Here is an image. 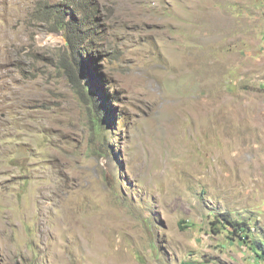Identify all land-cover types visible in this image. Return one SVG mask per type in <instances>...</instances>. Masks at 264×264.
<instances>
[{"label": "rangeland", "instance_id": "obj_1", "mask_svg": "<svg viewBox=\"0 0 264 264\" xmlns=\"http://www.w3.org/2000/svg\"><path fill=\"white\" fill-rule=\"evenodd\" d=\"M65 1L0 0V264H264V0H71L102 111Z\"/></svg>", "mask_w": 264, "mask_h": 264}, {"label": "trees", "instance_id": "obj_2", "mask_svg": "<svg viewBox=\"0 0 264 264\" xmlns=\"http://www.w3.org/2000/svg\"><path fill=\"white\" fill-rule=\"evenodd\" d=\"M79 8L80 6L78 5L75 7L71 0H66L63 3H59L55 9H53V7L48 8V13L52 16L55 15L54 24H56V29L63 30L69 41V49L74 56V60L78 64L79 71L71 77L72 82L79 84L83 75L82 78H86L85 80H87L90 85L87 93L89 98L87 99L88 102L99 111H102L103 102L105 103L106 99L101 86L95 83L96 76L95 73H92L91 65H93L95 69L96 65L90 54L91 45L94 46L97 40L95 35L99 27H97L96 15H94L93 12L84 15L82 9L79 11ZM219 222L232 228V231L234 233H239L241 237L246 236L242 233L245 232V227L239 221L233 219L229 214L223 215ZM255 250L258 256L264 258V245L261 249L258 248L260 253L257 247H255Z\"/></svg>", "mask_w": 264, "mask_h": 264}]
</instances>
